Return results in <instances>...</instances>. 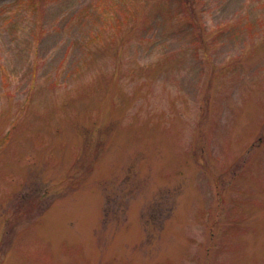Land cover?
<instances>
[{
    "label": "rangeland",
    "instance_id": "374dc122",
    "mask_svg": "<svg viewBox=\"0 0 264 264\" xmlns=\"http://www.w3.org/2000/svg\"><path fill=\"white\" fill-rule=\"evenodd\" d=\"M0 264H264V0H0Z\"/></svg>",
    "mask_w": 264,
    "mask_h": 264
}]
</instances>
